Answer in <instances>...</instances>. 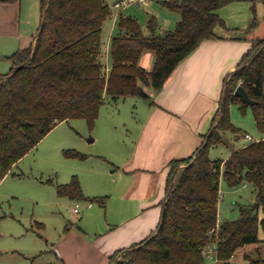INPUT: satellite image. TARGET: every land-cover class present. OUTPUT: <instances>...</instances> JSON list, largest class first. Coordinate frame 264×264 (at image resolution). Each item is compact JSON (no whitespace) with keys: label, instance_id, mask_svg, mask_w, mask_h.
<instances>
[{"label":"trees","instance_id":"obj_1","mask_svg":"<svg viewBox=\"0 0 264 264\" xmlns=\"http://www.w3.org/2000/svg\"><path fill=\"white\" fill-rule=\"evenodd\" d=\"M234 1L239 0H160L181 17L174 28L163 30L152 15L149 33L136 16L120 11L108 71L101 56L104 22L113 13L109 0H41L42 20L34 44L15 51L12 70L0 75V181L59 122L83 117L93 128L105 95L148 96L145 85L161 89L202 41L220 37L217 26L227 24L218 10ZM250 1L254 6L259 0ZM147 50L155 56L150 70L139 63ZM240 84L257 100L251 107L264 133V37L253 41L226 76L201 144L191 156L171 160L156 231L114 252L110 264H204L210 230L218 223L213 237L218 264H233L235 253L248 244L257 246L244 252L245 263L234 264H264V237L259 233L260 229L264 233V141L236 147L226 158L209 156L210 146L223 141L227 132L237 137L241 133L230 112L231 104L242 110L250 105L235 93ZM66 154L88 157L79 150ZM221 177L232 187L243 182L254 187L255 202L243 206L236 219L219 220ZM57 190L60 196L85 198L78 176L59 184Z\"/></svg>","mask_w":264,"mask_h":264},{"label":"rangeland","instance_id":"obj_2","mask_svg":"<svg viewBox=\"0 0 264 264\" xmlns=\"http://www.w3.org/2000/svg\"><path fill=\"white\" fill-rule=\"evenodd\" d=\"M115 1L109 0L113 6V13L105 20L102 34L101 60L108 71L112 65L109 52L110 39L119 31L117 17L120 11L136 16L146 32H149L148 21L152 14L156 16L160 25L171 29L175 27L176 20H179L181 15L179 11L163 6L160 0L147 1V4L152 2L150 7L146 3L138 2L115 7L113 5ZM247 2L249 28L238 32L223 30L226 35L241 36L243 41L248 42L245 52L255 39L264 37V0L257 1L255 7L252 1ZM29 3L25 6V10L27 6L31 8ZM232 8L229 6L224 10L231 19L237 21L240 18L238 14H241L239 11L245 10ZM2 39L0 34V75L12 70L14 62L11 55L17 51L12 44L4 43ZM141 61L142 59L140 64ZM226 76L221 84V94ZM145 89L149 93L148 96L130 94L120 96L119 99L107 96L104 100V117L107 115V109L112 108L113 116H109L110 118L121 117L123 121L138 123L142 117V110L154 100L155 96L154 87L145 85ZM230 112L233 123L241 133L238 137L232 132H227L226 135L236 147L250 142L244 137L245 133L255 137L264 135L256 125L251 105L242 110L238 104H231ZM96 135H100L96 124L90 128L83 117L63 120L14 167L15 172L22 170L25 175H10L5 179L4 184L0 183V264H87L94 259L91 254H93L92 244L95 233L102 231L101 227L106 224L108 209L116 206L121 200L116 192L107 190L112 183V169L115 166L110 162L111 159L107 161L108 159L91 157L82 160L67 156L66 151L79 150L88 155L98 151L102 144L98 141H89ZM229 150V146L221 141L210 146L209 156L224 158L227 157ZM77 170L83 173V177L88 178L85 180L84 194L89 198L104 197L106 208L96 202L88 207L90 201L87 199L77 200L58 195V184L69 182L74 174L77 175ZM94 177L97 182L93 181ZM49 178L52 180L48 181ZM219 194L221 216L219 220L238 218L241 208L256 200L254 187L250 182L232 187L223 177L220 179ZM260 213L262 216V212ZM40 221L44 222L43 227L37 224ZM259 233L260 237H264L262 229ZM77 234L81 235L79 241L83 242H80V246L77 243ZM256 246V244H248L239 249L233 257V264L244 261V252H250ZM204 264H218L216 255L212 252L206 253Z\"/></svg>","mask_w":264,"mask_h":264},{"label":"crops","instance_id":"obj_3","mask_svg":"<svg viewBox=\"0 0 264 264\" xmlns=\"http://www.w3.org/2000/svg\"><path fill=\"white\" fill-rule=\"evenodd\" d=\"M247 1L250 0L234 1L219 8L218 12L227 24L217 26L220 37L202 41L176 66L164 86L159 90L155 89L154 100L142 110L138 123L123 121L121 117L110 118L109 116H113L112 108L107 109L104 117L103 102L96 121L100 135L89 140L98 141L102 146L85 159H111L110 162L115 167L112 169V183L107 190L116 192L121 200L108 209L106 224L101 227L102 231L95 233L91 254L94 259L87 264H110V257L114 252L140 242L156 231L166 199L170 162L191 156L201 144L203 134L209 130L219 106L223 78L236 69L247 49L248 42L243 41L241 36L226 35L223 32L225 29L238 32L249 28ZM28 3L31 8L27 6L25 10ZM151 3L146 4L150 7ZM229 6L245 10L239 11L241 14H238L240 18L237 21L231 19L224 10ZM42 13L41 0H0L2 41L12 44L16 50L34 44ZM177 20L176 23L179 21ZM160 26L163 30L171 29ZM154 58V52L145 51L140 65L150 70ZM107 96L109 95H105V99ZM39 144L40 141L14 164L0 183L4 184L10 175L24 176V171L15 172L14 167ZM230 151L231 149L228 155ZM73 176H78L83 190L87 176L83 177L79 170ZM92 179L97 182L96 177ZM51 180L52 178L48 179ZM82 199L90 201L88 207L96 202L106 208L105 200L103 203L92 201L86 195ZM37 224L44 226L41 221ZM77 235L80 246L83 242L79 241L81 235ZM240 263H245V260Z\"/></svg>","mask_w":264,"mask_h":264},{"label":"built area","instance_id":"obj_4","mask_svg":"<svg viewBox=\"0 0 264 264\" xmlns=\"http://www.w3.org/2000/svg\"><path fill=\"white\" fill-rule=\"evenodd\" d=\"M148 0H117L115 3H114V6L115 7H118L120 5H123V4H128V3H131V2H138V3H147ZM245 138H247V140H249L250 142H259V141H264V135L263 136H259V137H255L253 135H251L250 133H245ZM75 210H78V208H75ZM221 218V216L219 215V219ZM219 230V223L217 224V226L215 228H212L210 230V233H209V238L211 239L208 246H207V252H212L214 251L215 249V243H213V237L215 234H217Z\"/></svg>","mask_w":264,"mask_h":264},{"label":"water","instance_id":"obj_5","mask_svg":"<svg viewBox=\"0 0 264 264\" xmlns=\"http://www.w3.org/2000/svg\"><path fill=\"white\" fill-rule=\"evenodd\" d=\"M141 83L142 80H139V84ZM235 93L238 96H240L243 99V101L247 104L254 105L257 103V100L250 97L248 91L245 89V87L242 84L238 85V87L235 90ZM223 142H225L232 151L236 149L235 144L233 143V141L230 139L229 136L225 135L223 137Z\"/></svg>","mask_w":264,"mask_h":264}]
</instances>
